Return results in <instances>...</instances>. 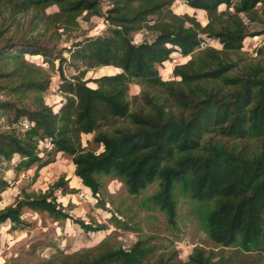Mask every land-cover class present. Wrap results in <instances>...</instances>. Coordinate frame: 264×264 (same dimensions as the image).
<instances>
[{"label": "trees", "instance_id": "trees-1", "mask_svg": "<svg viewBox=\"0 0 264 264\" xmlns=\"http://www.w3.org/2000/svg\"><path fill=\"white\" fill-rule=\"evenodd\" d=\"M104 1L109 3L105 11ZM185 1L206 12V25L196 17L174 13L175 0H0V6L9 5L17 14L58 5L60 12L48 16L55 23L63 16L62 23H73L85 11L107 22L102 33L68 47L70 62L84 66L71 76L63 72L61 64L68 58L60 49L52 54L47 46L12 38L0 45V77L11 82L9 93L22 98L37 92L31 107L22 99L17 101L21 106L0 102V164L16 171L47 164L49 159L38 154L37 146L39 139L48 136L56 151L71 156L74 173L98 202H102L100 173L121 178L131 194L156 180L157 188L148 200L171 225L177 216L175 189L179 187L193 200L209 203L204 223L212 241L244 249L264 246V149L249 153L243 146L205 138L209 132L238 140L264 137V71L251 62L234 71L237 63L226 56V51L238 50L247 36L259 34H249L240 15L254 17L264 0ZM222 5L226 10H219ZM230 8L235 12H228ZM145 27L157 35L136 43L134 33ZM204 34L224 46H201ZM174 50L193 56L174 65L178 80H163L157 65ZM26 53L43 54L46 62L59 59L60 90L66 99L56 112L42 97L49 76L27 62ZM99 65L120 71L96 77V85L90 86L83 79L84 71ZM131 81L164 87L169 103L143 93V103L131 108L127 97ZM20 118L33 124L20 130L14 125ZM91 132L96 147L102 146L100 151L82 145L81 134ZM16 154L18 160L12 162ZM62 184L60 177L47 190L17 195L13 203L0 208V223H22L23 207L69 217L53 192ZM7 185L0 178V191ZM80 223L86 229L99 228ZM148 250L144 242L136 241L128 248L109 246L95 253H77L70 264H140ZM220 262L198 247L189 257L192 264Z\"/></svg>", "mask_w": 264, "mask_h": 264}, {"label": "rangeland", "instance_id": "rangeland-1", "mask_svg": "<svg viewBox=\"0 0 264 264\" xmlns=\"http://www.w3.org/2000/svg\"><path fill=\"white\" fill-rule=\"evenodd\" d=\"M108 6L109 3L104 1L103 11ZM171 8L178 15L196 17L202 25L209 21L205 11L190 7L185 0H175ZM219 10H226V6H220ZM255 11L254 17L245 13L240 16L249 34H259L247 36L238 50L226 51L227 58L237 63L234 71L240 70L247 62L260 65L264 71V50H259L264 46V3H259ZM58 12L60 8L55 4L43 10L31 9L20 14L14 13L9 5L0 6V45L12 38L47 46L52 54L59 53L60 49L62 55L68 58L61 64L65 75L78 73L84 66L79 61L70 62L68 47L102 33L107 26L103 24L104 17L89 15L87 11L79 14L73 23H62L64 16L56 23L48 18ZM228 12L234 13L235 9L230 8ZM223 17L226 20L228 13ZM156 35L157 32L145 27L134 33V41L138 43L144 39L153 40ZM203 37L216 48L224 46L218 38L206 34ZM192 56L193 54L185 56L177 50L172 51L169 59L157 65L160 77L163 80H178L179 77L172 71L174 65L185 62ZM24 57L32 66L49 76L50 81L42 97L45 103L51 105L52 110L58 109L66 99V95L60 90L59 59L52 57L53 61L46 62L45 56L37 53H26ZM101 66L84 71L83 79H87L88 85L95 86L93 79L96 77L120 71L112 65ZM10 85L9 79L0 77V102L13 101L21 106L17 101L22 99L23 103L31 107L37 92H29L25 97L18 98L16 94L9 93L7 87ZM143 93L169 103L164 87L131 81L127 91L131 108H134L136 102L143 103ZM6 108L12 113V108ZM118 121L124 123V119ZM93 134L94 132L81 134L82 145L100 151L102 146L96 147L92 141ZM205 138L227 146H243L249 153L264 149V137L238 140L209 132ZM37 148L40 152L41 149ZM43 153L42 158L49 159V162L41 167L33 164L26 170L16 171L4 162L0 164V178L8 182L7 187L0 191V208L13 203L17 195L24 192L49 189L61 177L62 187L53 192L70 216L54 217L46 211L23 207L22 223L14 225L9 220L0 223V264H70L74 261L73 255L77 253H95L109 246L128 248L136 241H142L149 247L140 264H192L189 263V257L196 247L203 249L205 254H211L213 259H219L220 264H264V246L244 249L239 244L223 246L212 241L204 223L209 203L193 200L179 187L175 189L177 216L175 224L171 225L165 213L148 200V196L157 188L156 180L138 194H131L121 178L100 173L98 178L101 182L102 202H98L91 190L74 173L71 156L56 151L54 146L45 149ZM18 157L17 154L14 155L12 162L17 161ZM80 221L92 226L98 225L99 228L86 229Z\"/></svg>", "mask_w": 264, "mask_h": 264}, {"label": "built area", "instance_id": "built-area-1", "mask_svg": "<svg viewBox=\"0 0 264 264\" xmlns=\"http://www.w3.org/2000/svg\"><path fill=\"white\" fill-rule=\"evenodd\" d=\"M103 24H104V26H107V22L105 21V19L103 21ZM203 38H204V40L201 43V46L210 45L209 44L210 42L208 41L209 42L208 43L207 40L205 39V37H203ZM57 110L58 109L53 110V111L56 112ZM32 124H33V121H30V120H28L26 118H21L14 125H16L20 130H25V129L29 128ZM42 145L44 146L43 148H42ZM53 146H54V144H53V142L51 140V137L45 136V137L39 139L38 140V147L41 150H40V152H38V154L40 153V155H43L44 154L43 152L45 151V149H50Z\"/></svg>", "mask_w": 264, "mask_h": 264}, {"label": "water", "instance_id": "water-1", "mask_svg": "<svg viewBox=\"0 0 264 264\" xmlns=\"http://www.w3.org/2000/svg\"><path fill=\"white\" fill-rule=\"evenodd\" d=\"M185 3L187 4V1H185ZM2 202H4V200H2Z\"/></svg>", "mask_w": 264, "mask_h": 264}, {"label": "crops", "instance_id": "crops-1", "mask_svg": "<svg viewBox=\"0 0 264 264\" xmlns=\"http://www.w3.org/2000/svg\"><path fill=\"white\" fill-rule=\"evenodd\" d=\"M12 223V222H11ZM8 226H9V223H8Z\"/></svg>", "mask_w": 264, "mask_h": 264}]
</instances>
